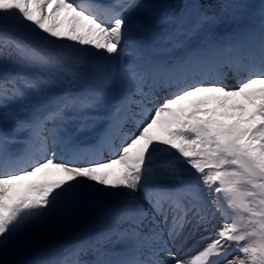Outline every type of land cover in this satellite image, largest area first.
Returning <instances> with one entry per match:
<instances>
[{
	"label": "snow or ice",
	"instance_id": "snow-or-ice-1",
	"mask_svg": "<svg viewBox=\"0 0 264 264\" xmlns=\"http://www.w3.org/2000/svg\"><path fill=\"white\" fill-rule=\"evenodd\" d=\"M154 7L0 0V118L27 133L0 134V264L52 214L95 201L110 202L103 230L35 264H264V3L257 31L206 40L171 61L157 58L165 45L183 47L215 18L191 5L164 18L175 28L151 47L130 14ZM65 73L88 75L90 86L51 91ZM100 120L107 126L94 140L79 138ZM16 143L23 149L10 150ZM197 232L203 247L188 255ZM114 238L124 243L118 251L106 247Z\"/></svg>",
	"mask_w": 264,
	"mask_h": 264
},
{
	"label": "rangeland",
	"instance_id": "rangeland-1",
	"mask_svg": "<svg viewBox=\"0 0 264 264\" xmlns=\"http://www.w3.org/2000/svg\"><path fill=\"white\" fill-rule=\"evenodd\" d=\"M103 2L107 3L110 2V0H106ZM142 2L153 4L155 5V7L150 12L149 10H145V9H137L135 10L134 13L130 14L133 18V30L135 31L138 25H142L143 30L141 36L145 44L147 46L157 47V48L161 46L162 38H164L165 36L168 35L169 32H172L174 30L175 25L171 23H163L160 19L156 20L155 17L161 13H166V15L168 16H171L170 13H176L174 17H177V13H178V15L181 16L182 14L190 13L191 12L190 6L195 4L194 2L188 0H142ZM186 5L189 7L186 8ZM242 6L243 7L241 9L236 10L233 13L232 11L233 5L230 4V7H228L229 12L226 14L225 17L222 14L218 13L217 11L211 12L212 14L210 15V17H214L215 19L213 21L204 23L196 33L192 34L190 38H188L185 41L183 47H178L172 50L170 45H165V47L170 49L169 52L166 54H162L157 58L160 60L171 61V59L177 57H183L187 55L193 49L202 47L206 40H212L222 43L228 40L241 39L245 37L247 34L257 31L261 23V20L258 21L256 19V14H255L256 11L252 9L251 4H247L243 2ZM166 10H168V12H166ZM228 15H230L231 18H234L232 20L234 22L230 25L228 24L231 21H227V23H223L224 19H226ZM161 28H164L163 33H159L162 30ZM152 32H154V34H152ZM236 36L241 38H236ZM153 42L156 43L155 46H152ZM124 59L126 61H131L132 56H125ZM78 81L83 83L85 86L80 85L81 83L79 82H75L69 86L68 91H71L73 93L82 91L86 87L90 86L91 83V80L88 75H84V77L82 79H78ZM71 82H73L72 79L67 78L66 80L63 81V85H65L66 83L70 84ZM228 82L230 84L235 83V78L232 77L231 74ZM167 93H168V89L166 88H162L159 90V92L157 93V98L160 100V102H163L162 97L164 95H167ZM28 94L30 96L34 95L31 92H29ZM11 102L12 104L8 103V105L10 104L8 108L11 106H16L17 110L21 108L20 101H11ZM26 113L27 112L24 111H18L17 115L20 118V117H24ZM30 115L31 113L28 112L23 119L29 118ZM93 115H102V113L97 111ZM74 124L75 123H72V126L75 131L76 127H74ZM79 124H80V120H79ZM105 126H107V121L100 120L90 130H87L86 132L82 133V135L95 133V137H96L100 132H102ZM0 127L4 128L7 131L8 136H12L13 134L11 133V130L16 127V124L15 121L11 118H9L8 120L0 118ZM125 128L132 129L134 128V124L130 122L125 126ZM97 129H99V131H97ZM0 134L7 135L3 131H1ZM16 136L20 140L24 139V137L21 134H17ZM114 144L119 145L120 139L119 138L115 139ZM16 146H20L19 150L23 149L24 147L22 143L11 144L9 145L10 150ZM104 158L105 159L108 158L107 152L104 153ZM103 204L104 203H102V205ZM100 206H101L100 202L96 204H94L93 202H85L74 205L66 209H62L58 211L53 217L49 216L47 218L46 224L44 222L43 225L44 228L40 230L39 235L35 237L29 235L25 238L27 242L24 243L18 249V250H25L24 252L20 253V258H22V260L26 259L29 256L33 258L35 253L31 255L30 253L28 254V252L34 251L36 249L40 250L41 246H43L42 242L44 236L48 240H50V242L63 238H69L72 240L82 239L83 235L80 232H82L83 230L88 231L87 226L91 222L95 221V217L100 215ZM190 227L191 226L189 225V228ZM99 229H100L99 227L94 226L93 230L97 231ZM75 230H77V234L73 233ZM71 233L73 236H71ZM185 233H187V229L185 230ZM57 244L58 246L61 245L59 243ZM202 247H203V242H200V232H197L195 236L189 238L184 244V252H186L188 255H192L193 253L199 251ZM52 252L53 250L51 251V254ZM47 257L50 258L51 256L47 255Z\"/></svg>",
	"mask_w": 264,
	"mask_h": 264
},
{
	"label": "trees",
	"instance_id": "trees-1",
	"mask_svg": "<svg viewBox=\"0 0 264 264\" xmlns=\"http://www.w3.org/2000/svg\"><path fill=\"white\" fill-rule=\"evenodd\" d=\"M204 7L208 9H215V6L219 5L220 3H228L229 0H200ZM18 257L17 251H13L9 253L4 259L9 261V264H15L16 258Z\"/></svg>",
	"mask_w": 264,
	"mask_h": 264
},
{
	"label": "bare ground",
	"instance_id": "bare-ground-1",
	"mask_svg": "<svg viewBox=\"0 0 264 264\" xmlns=\"http://www.w3.org/2000/svg\"><path fill=\"white\" fill-rule=\"evenodd\" d=\"M82 140L89 141V138H83Z\"/></svg>",
	"mask_w": 264,
	"mask_h": 264
}]
</instances>
